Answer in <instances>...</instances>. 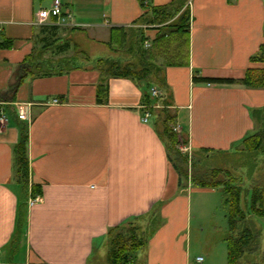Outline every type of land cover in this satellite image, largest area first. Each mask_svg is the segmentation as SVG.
<instances>
[{"label": "crops", "instance_id": "obj_1", "mask_svg": "<svg viewBox=\"0 0 264 264\" xmlns=\"http://www.w3.org/2000/svg\"><path fill=\"white\" fill-rule=\"evenodd\" d=\"M60 1L74 22L69 31L107 51L110 28L139 26L136 20L144 12L141 0ZM148 1L157 6L172 0ZM50 3L0 0V111L6 117L0 121V264H109V230L128 220L147 225L154 217L159 228L126 264H196L197 256L203 257L201 264H226L228 229L220 235L212 221L204 220V204L221 188L199 187L180 177L155 130L141 83L111 77L106 97H98L99 72L78 67L27 75L9 99L20 62L48 40L53 26L66 27L34 22L35 13ZM186 5L187 48L175 35L154 60L171 90L175 127L187 138V153H227L264 128V87L192 77L241 78L247 68H264V61L252 60L264 43V0H187ZM142 26L150 45L158 28ZM80 50L99 57L81 45ZM20 106L25 114L18 119ZM21 122L27 126L28 184L40 199L32 205L26 201L18 221L23 193L15 146ZM192 201L197 237L209 233L190 260ZM258 217L263 247L264 215ZM256 259L249 264H264L263 256Z\"/></svg>", "mask_w": 264, "mask_h": 264}, {"label": "trees", "instance_id": "obj_2", "mask_svg": "<svg viewBox=\"0 0 264 264\" xmlns=\"http://www.w3.org/2000/svg\"><path fill=\"white\" fill-rule=\"evenodd\" d=\"M187 0H172L164 5L141 6L143 14L136 20L139 26L111 27L109 38L105 42L110 54L106 56L91 57L81 50H75L70 57L58 58L50 64L44 60L43 55L49 51L53 41L47 40L40 48L29 53L20 62L16 72L15 80L8 87L11 94L10 100L22 81L27 76L46 75L51 73H61L63 71L78 67H93L101 78L102 83L97 87V96L107 95V79L111 77L128 78L142 85L144 90V103L150 106V113L153 117L155 130L163 142L169 159L183 179L190 177L189 172L183 165L186 158L178 149L184 145L187 138L181 132L174 130L176 122V110L172 106L171 94L165 81L163 69L156 64L155 57L163 48L175 41V35L180 37L179 44H184L187 48V32L190 21L189 7ZM142 25L158 28L157 33L152 38L149 46L144 42L147 36ZM58 26H53V32ZM68 43L57 47L59 51H66ZM258 54L252 56V60L264 61V43ZM77 49V48H76ZM116 52L127 54L128 59L117 55ZM186 52V50H185ZM186 54V53H185ZM185 56V55H184ZM194 82L210 84H233L239 83L247 87H264V68H247L241 78L230 77H192ZM155 86L159 90L158 96H152L149 92L150 87ZM101 99V98H100ZM158 107H155V105ZM264 110V108H262ZM261 111V110H258ZM19 119V117H18ZM26 124L21 122L18 125L20 135L19 141L15 146V166L17 181L22 187V202L18 205V221L23 216L22 205L26 204L29 195L35 196L38 190L28 184V157L26 145L28 140ZM264 140V128L255 131L253 134L243 139V145L248 151L258 150ZM208 150L205 151L207 153ZM220 169H212L208 176L193 177V184L199 187H220L223 192V204L226 207V217L228 223V236L226 237V264H240L241 259L248 251H260L264 258V246L261 247L257 241L258 232H254L248 226L238 231V221L243 220L249 215H264V186H254L249 192L246 206H241L242 193L239 186L233 184V177L230 172L223 170L224 179L217 176ZM31 188V189H30ZM28 189L30 193L28 195ZM134 221H124L108 232V251L107 258L109 264H126L132 259V254L146 242L147 230H139L138 227L126 225L133 224Z\"/></svg>", "mask_w": 264, "mask_h": 264}, {"label": "rangeland", "instance_id": "obj_3", "mask_svg": "<svg viewBox=\"0 0 264 264\" xmlns=\"http://www.w3.org/2000/svg\"><path fill=\"white\" fill-rule=\"evenodd\" d=\"M68 28L69 27L67 26H58V29L55 31V33L52 34L53 31L49 32L51 36L48 38V40L53 41V43L50 45L51 47L49 51H47L42 57L44 60L48 61V63L51 64L53 60H57L58 58L70 57V55H72L75 50H80V45L86 51H88L90 55H101L102 57L110 54V52L107 51V49L102 48V46L99 45L96 40L87 39L79 32L72 33ZM66 42L68 43V49L66 51H59L57 47L61 44H65ZM116 54L125 59L129 58L127 57V54L123 52H116ZM168 91L171 93L170 88H168ZM182 147H184V145H182ZM178 149L185 157H187L186 163L183 165V168H186L188 170L190 175L189 178H191L192 181L194 179V176H208L212 169H220V172L217 176L220 180L225 178L223 170L230 172L231 176L234 179L233 184L241 188V206L244 207V209L246 206L245 200H248L249 192L252 190V188L254 186H264V140L262 141L261 147L255 151L246 150L243 143L236 149L235 147L232 148V151L227 153H218L213 151L205 153V151L203 150H198L189 155L187 151L183 152L179 147ZM223 197L224 195L222 189H219L215 194V199L211 200L208 205L204 204V206L207 207L204 212V220L206 221V223L212 221L217 227V232L220 235L225 236V233L228 229V223L226 217V207L223 204ZM191 207L192 219L190 221L191 224L190 230H188L187 241V244L190 247V260H192V258L196 256L197 253H199L200 249L202 248L201 245L205 242V235L209 233V230H206V232H203V235H200V238H204L200 239L197 237L198 232L196 230V225H198L199 222L197 220V210L195 209L193 201ZM249 214L250 213L247 212V217L243 220L238 221V231H241V228H244V226H248L252 230H256L254 232H258V234L261 233V217L250 216ZM154 220L151 219L147 225H142L140 222L134 221L133 224L128 223L126 227L135 226L138 227L140 231L147 230L146 237L148 239L154 235V233L160 226V224L156 220V217H154ZM257 241H260L259 235ZM220 242L221 241L217 242L216 244H220ZM223 246L224 248H226V245ZM260 255V251H248L246 255L241 259L240 264H249L251 262H255L256 260H258L256 259V257Z\"/></svg>", "mask_w": 264, "mask_h": 264}, {"label": "built area", "instance_id": "obj_4", "mask_svg": "<svg viewBox=\"0 0 264 264\" xmlns=\"http://www.w3.org/2000/svg\"><path fill=\"white\" fill-rule=\"evenodd\" d=\"M142 5L148 6L149 1L148 0H141ZM53 19V22L50 20ZM36 24L38 25H48V24H54V25H64V26H69L73 25L74 22L72 21V16L70 13L65 12L62 8V4L60 0H51V3L49 7L47 8H41L35 13V21ZM144 45L147 47L149 46V41L145 40ZM149 92L152 96H158L159 95V90L155 87L152 86L149 89ZM55 102L58 100H54ZM155 107H158V105H155ZM24 107L20 106L18 107V117L22 118L24 116ZM149 111H146L144 114L143 120L147 121L148 116H149ZM6 120L5 114L3 111H0V121L3 122ZM174 130L178 131L177 127H174ZM183 152L187 151L184 147L178 146ZM40 199V196L37 194L35 196H30L27 199L28 205H32L34 202L38 201ZM203 257L202 256H197L195 258V263L196 264H201Z\"/></svg>", "mask_w": 264, "mask_h": 264}]
</instances>
